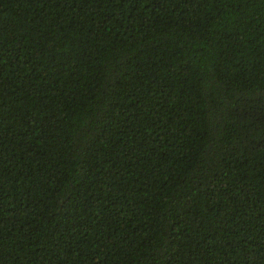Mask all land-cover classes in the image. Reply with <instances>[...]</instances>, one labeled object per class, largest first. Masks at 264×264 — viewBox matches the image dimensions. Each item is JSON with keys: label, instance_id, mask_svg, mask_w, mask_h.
<instances>
[{"label": "trees", "instance_id": "1", "mask_svg": "<svg viewBox=\"0 0 264 264\" xmlns=\"http://www.w3.org/2000/svg\"><path fill=\"white\" fill-rule=\"evenodd\" d=\"M0 264H264V0H0Z\"/></svg>", "mask_w": 264, "mask_h": 264}]
</instances>
